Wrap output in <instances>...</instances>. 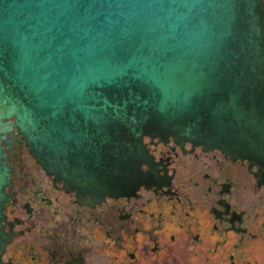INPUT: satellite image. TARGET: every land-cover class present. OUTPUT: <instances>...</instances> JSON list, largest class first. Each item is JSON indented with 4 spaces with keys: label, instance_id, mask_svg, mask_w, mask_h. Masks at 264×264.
I'll use <instances>...</instances> for the list:
<instances>
[{
    "label": "water",
    "instance_id": "1",
    "mask_svg": "<svg viewBox=\"0 0 264 264\" xmlns=\"http://www.w3.org/2000/svg\"><path fill=\"white\" fill-rule=\"evenodd\" d=\"M14 132L94 201L146 183V137L264 169V0H0V249Z\"/></svg>",
    "mask_w": 264,
    "mask_h": 264
},
{
    "label": "flooded vegetation",
    "instance_id": "2",
    "mask_svg": "<svg viewBox=\"0 0 264 264\" xmlns=\"http://www.w3.org/2000/svg\"><path fill=\"white\" fill-rule=\"evenodd\" d=\"M145 143L146 183L94 201L14 132L1 264H264V169L173 136Z\"/></svg>",
    "mask_w": 264,
    "mask_h": 264
}]
</instances>
